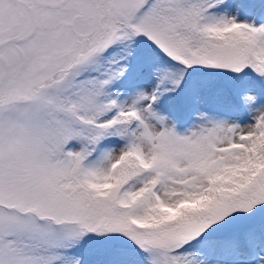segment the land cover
Here are the masks:
<instances>
[{"label":"snow or ice","instance_id":"obj_1","mask_svg":"<svg viewBox=\"0 0 264 264\" xmlns=\"http://www.w3.org/2000/svg\"><path fill=\"white\" fill-rule=\"evenodd\" d=\"M0 264H264V0H0Z\"/></svg>","mask_w":264,"mask_h":264}]
</instances>
